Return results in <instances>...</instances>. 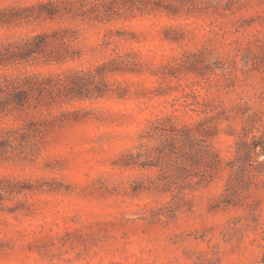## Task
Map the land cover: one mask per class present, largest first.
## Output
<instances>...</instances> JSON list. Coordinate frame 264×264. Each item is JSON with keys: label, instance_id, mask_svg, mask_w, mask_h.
<instances>
[{"label": "rangeland", "instance_id": "1", "mask_svg": "<svg viewBox=\"0 0 264 264\" xmlns=\"http://www.w3.org/2000/svg\"><path fill=\"white\" fill-rule=\"evenodd\" d=\"M237 3L232 12L72 23L80 58L28 68L85 72L115 53L137 67L105 75L97 99L64 105L76 114L33 160L0 161V180L22 188L0 194V264H264V185L215 206L243 127L264 124V0ZM165 118L209 123L220 164L208 187L185 193L190 210L153 219L171 195L134 196L130 184L155 170L114 162Z\"/></svg>", "mask_w": 264, "mask_h": 264}, {"label": "trees", "instance_id": "2", "mask_svg": "<svg viewBox=\"0 0 264 264\" xmlns=\"http://www.w3.org/2000/svg\"><path fill=\"white\" fill-rule=\"evenodd\" d=\"M237 4V0H0V161L33 160L45 137L76 114L63 110L64 105L97 99L104 92L105 75L137 69L131 55L115 53L85 72L29 70L80 58L81 51L75 44L77 30L72 23L107 24L155 13L177 18L216 10L232 12ZM169 31L165 38L176 41ZM211 130L209 123L179 127L169 118L159 119L143 136L145 142L114 162L122 169L155 170L153 177L140 174L130 184L134 196L142 192L171 195L170 201L152 212L153 219H171L185 204L190 210L185 193L213 182L220 157L206 139L213 134ZM242 131L216 207L236 204L242 193L259 183L264 185V158L258 160L264 157V124L255 128L251 123ZM15 186L13 181L0 180V194L21 192L22 188Z\"/></svg>", "mask_w": 264, "mask_h": 264}]
</instances>
